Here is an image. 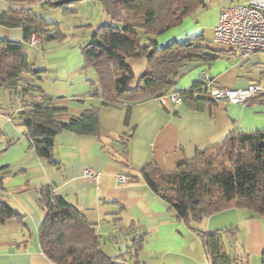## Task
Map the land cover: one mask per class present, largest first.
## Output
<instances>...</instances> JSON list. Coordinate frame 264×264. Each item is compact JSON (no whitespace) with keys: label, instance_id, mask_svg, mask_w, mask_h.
<instances>
[{"label":"crops","instance_id":"1","mask_svg":"<svg viewBox=\"0 0 264 264\" xmlns=\"http://www.w3.org/2000/svg\"><path fill=\"white\" fill-rule=\"evenodd\" d=\"M239 1L204 0L203 8L157 37L158 47L183 42L202 33L204 26L214 31L221 10ZM10 6L0 0V11ZM39 8L46 9L40 5L29 9L36 13ZM109 24L112 19L103 12L95 24L89 25L93 29L88 36L99 26ZM23 38L21 28L0 25V40ZM68 42L67 35L60 42L62 45L53 50L37 47L30 58L45 69L39 84L53 98L55 106L65 109L60 115L63 120L79 117L87 108L101 105V100L92 96L93 91L100 89L96 72L83 70L84 42L79 47ZM27 46L33 48L26 44L27 52ZM206 47L219 52V58L181 70L174 79L177 90L191 88L203 70L215 85L223 88L244 89L250 83L264 81V61L259 53L239 55L215 41H207ZM129 64L135 74L131 87L135 88L147 72L148 60H130ZM20 107L15 92L0 89V169H6L0 201L24 216L22 221L13 218L0 224V264H54L38 242L45 215L39 204V191L44 186H51L57 195L76 205L96 226L101 250L108 257H116L128 249L135 237L143 235L142 247L136 256H131V264H211L201 233L235 226L236 235L240 227L242 237L236 236L234 246L228 243V248L246 264L251 253L262 256L264 218L251 217L248 211L233 208L189 224L175 217L168 204L147 186L140 171L153 163L172 172L231 132L264 131V97L253 98L246 104L206 102L200 110L188 102L161 105L157 96L101 107L98 136L68 130L57 136L53 158L58 166L39 157L31 147L19 125ZM87 169L101 175L99 183L85 175ZM119 174L131 175L134 181L121 184L116 179Z\"/></svg>","mask_w":264,"mask_h":264},{"label":"trees","instance_id":"2","mask_svg":"<svg viewBox=\"0 0 264 264\" xmlns=\"http://www.w3.org/2000/svg\"><path fill=\"white\" fill-rule=\"evenodd\" d=\"M3 1L11 6L0 11V25L21 28L24 38L23 41L0 40V89L15 92L21 103L19 125L37 155L55 166L58 162L53 158V147L57 136L64 130L98 136L101 107L137 102L164 93H178L182 103L188 102L197 110L206 102L215 103L207 97L208 90L199 81L186 90H177L174 82L186 67L203 66L219 58V52L206 47L204 36L198 34L165 47L157 45V37L180 26L203 8L204 0H102L112 24L99 26L82 45L83 70L96 72L100 89L93 91L92 96L99 98L101 105L87 108L79 117L69 120L61 119L65 109L55 106L53 98L39 84L46 71L30 60L26 44L33 32L40 34L42 44L63 42L67 37L59 24L29 9L33 4L42 1L44 8L54 4L64 13L74 12L61 0ZM142 58L148 60V69L132 88L135 74L129 61ZM5 174L6 169H0V189L4 187ZM140 174L175 217L189 224L231 208L264 218V131L231 132L172 172L151 163ZM129 178L130 182L134 181L131 175ZM39 204L45 215L38 242L54 264H131V256H136L142 247L143 235H140L127 250L108 257L101 250L96 226L76 205L57 195L51 186L40 189ZM13 218L22 221L24 216L0 201V224ZM201 237L211 264H246L227 246L228 243L234 246L236 228L201 233ZM261 264H264V251Z\"/></svg>","mask_w":264,"mask_h":264},{"label":"built area","instance_id":"3","mask_svg":"<svg viewBox=\"0 0 264 264\" xmlns=\"http://www.w3.org/2000/svg\"><path fill=\"white\" fill-rule=\"evenodd\" d=\"M22 11L20 8L18 9ZM40 34L33 32L29 45L37 47L41 42ZM214 41L227 46L239 55L264 53V0H240L238 3L221 10L218 24L214 30ZM198 81L207 89V97L213 102L228 104H246L256 97H264V81L250 83L244 89H229L215 85L206 70L199 73ZM161 105L182 103L178 93H164L158 96ZM85 175L95 183H99L101 175L87 169ZM121 184L130 183L127 175L116 177Z\"/></svg>","mask_w":264,"mask_h":264},{"label":"rangeland","instance_id":"4","mask_svg":"<svg viewBox=\"0 0 264 264\" xmlns=\"http://www.w3.org/2000/svg\"><path fill=\"white\" fill-rule=\"evenodd\" d=\"M57 1L58 0H55V2ZM70 1L71 0H61V3L64 6L70 5L71 10L74 13H64V11L60 10V8H57L54 4H49L50 6H47L45 10L39 8L37 9L36 13L38 15L44 16L46 20L48 21L51 20V22H55L59 24L60 28L68 35V38H69L68 43H72L73 46L76 45L77 47H79V44L81 42H84L89 34V31L91 28L89 25L95 24V22L99 20L100 16L103 14L105 4L102 0H81L79 2H77L76 0L71 1V2ZM43 3L44 2L42 1H38L37 3L33 5L43 6ZM201 32L202 33L200 34L204 36L205 41L214 42V31L211 29V27L204 26ZM61 45L62 44L60 42H45L44 44H42V41H41L37 47L40 50L43 47L48 50H53ZM28 53H29L30 58L32 59L34 54L36 53L35 47L33 48L28 47ZM257 55L261 57L262 60L264 61V53H259ZM41 56L42 55H38V58ZM90 70H93V69H90ZM48 84L49 83H47V85ZM232 209L233 208L229 210H232ZM230 218L232 219L233 216H231ZM235 227H228L227 229H231ZM238 228H239V231H238V235L236 236L242 237L240 236L241 235L240 227ZM236 234H237V231H236ZM248 264H261V257L256 256L253 253H251L250 255H248Z\"/></svg>","mask_w":264,"mask_h":264}]
</instances>
